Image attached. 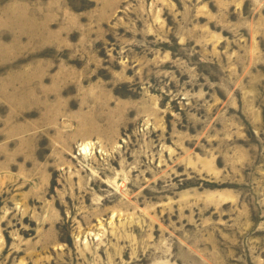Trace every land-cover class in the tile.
<instances>
[{"label":"rangeland","instance_id":"rangeland-1","mask_svg":"<svg viewBox=\"0 0 264 264\" xmlns=\"http://www.w3.org/2000/svg\"><path fill=\"white\" fill-rule=\"evenodd\" d=\"M0 264H264V0H0Z\"/></svg>","mask_w":264,"mask_h":264},{"label":"bare ground","instance_id":"bare-ground-1","mask_svg":"<svg viewBox=\"0 0 264 264\" xmlns=\"http://www.w3.org/2000/svg\"><path fill=\"white\" fill-rule=\"evenodd\" d=\"M87 147L85 146V147H83V149H86Z\"/></svg>","mask_w":264,"mask_h":264}]
</instances>
